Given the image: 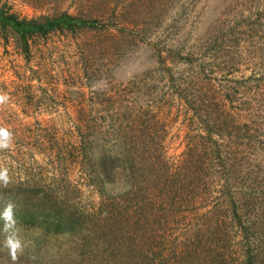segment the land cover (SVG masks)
Here are the masks:
<instances>
[{
	"label": "rangeland",
	"instance_id": "obj_1",
	"mask_svg": "<svg viewBox=\"0 0 264 264\" xmlns=\"http://www.w3.org/2000/svg\"><path fill=\"white\" fill-rule=\"evenodd\" d=\"M1 8L21 19L41 21L68 11L96 20L98 28L35 36L27 50L9 32L0 30V96L6 97L0 101V128L11 136L10 146L0 149V169L7 170L0 184L42 181L51 194L45 200L47 210L67 198L71 207L83 213L97 212L122 189V181L114 188L108 183L96 185L100 182L96 174L109 165V157L119 154L116 171L125 178L130 176L122 170L131 172L129 167L134 170L135 162L140 163L139 158L124 162L121 154L127 145L155 151L162 172L165 163L173 168L181 161L188 146L198 143L206 150L211 146L195 110L203 81L218 93V100H226V107L216 114L221 115L223 126L212 137L222 141L216 148L227 153L230 161L223 167L219 164L216 173L244 180V193L242 198L235 194L237 181L222 188V180L206 192L212 172L204 176L207 171L203 169L196 187H190L184 197L192 193L189 211L199 215L225 204L222 218L231 224L221 244L225 261L244 264L247 252H255L258 264H264V0H0ZM142 51L150 54V63H144ZM136 77L150 97L140 87L128 86ZM197 79L194 85L180 88L179 83ZM138 92L143 97L135 98ZM181 94L188 95V100ZM121 98L143 101L137 109L149 111L147 128L127 127L135 143L128 133L122 140L117 136L120 127L126 129L116 115ZM147 102L158 108L152 112ZM221 132H225L224 140ZM84 134L96 147L87 156L80 147ZM200 156L214 167L217 164L207 159L211 152ZM86 157L93 159L86 161ZM123 163L126 168L122 169ZM234 163L236 174L229 166ZM55 194L60 198L55 200ZM26 204L25 208L34 209ZM235 209L242 216L241 225ZM115 222L113 218L110 224ZM23 223H18L19 228L14 224L1 229L0 247L13 249L12 253L0 249V264H57L61 257H67L65 264H74L69 259L79 247L108 249L105 254L109 255L116 244L107 236L97 247L82 239L41 236L37 227L23 228ZM182 230L173 234L178 243L184 239ZM30 244L41 246V252L25 254ZM117 253L119 264L145 263L140 251L134 260L127 251ZM202 261L210 262L209 254Z\"/></svg>",
	"mask_w": 264,
	"mask_h": 264
},
{
	"label": "trees",
	"instance_id": "obj_2",
	"mask_svg": "<svg viewBox=\"0 0 264 264\" xmlns=\"http://www.w3.org/2000/svg\"><path fill=\"white\" fill-rule=\"evenodd\" d=\"M148 7H151V5H148ZM97 23L94 19H86L82 14L74 15L68 11L52 17L48 16L41 21L37 19H21L16 14L7 13L4 8L0 9V30L3 33L9 32L15 38L17 45L24 48V50L28 49L29 40L35 36L46 38L48 34L57 31L76 33L78 30L98 28ZM137 78L132 79L128 86L140 87L142 91L144 84L138 82ZM199 79L201 80V78ZM199 79L183 81L179 83L180 88L185 85H194V83L200 81ZM207 86L209 84H203V81L200 83L199 90L203 92L202 96H199L198 106L195 109L200 114V124L207 131V138H210L207 142H210L211 146L207 150L205 148L201 149L198 143L188 146L186 156L176 163L173 168H169L167 163H165L164 168L166 171L162 172L159 168L163 166L154 156L155 151L148 147L135 149L133 145L130 147L127 145L128 149H125L124 153L121 154L124 157V162H127L128 159L136 160L139 158L140 163L138 165L135 162L134 167L136 166V168L134 170L133 167H129L132 170L131 172L126 171L125 163L120 165L119 167L122 166V169L126 168L125 170L121 169L123 173L130 176L125 178L119 176V172L116 171L118 164H116L115 158L117 156L120 157L119 154L116 153L113 157H109V165L99 173H95L100 181L96 185L100 184L105 187V184L108 183L110 187L114 188L122 181V189H119L118 195H111L104 202L106 208L100 206L95 213H83L71 207V200L67 198L59 199L55 205H49V210H47L45 200L49 196L50 190H46V188L49 189V186L44 185L42 181L31 179L26 183L17 185L2 182L0 184V231L2 228L4 229L5 225L13 226L15 224L19 228L20 224L18 223L23 221V228L27 225L29 228L32 226L37 227V231L41 236L54 234L57 237H68L70 240L82 239L87 242H93L92 245L96 247L101 245L103 238L106 236L108 241L111 239V241L114 240L116 242L109 255L105 254L109 251L108 249L104 251L85 250V248L83 250L80 247L75 249V251L79 252L69 259L74 264H119L118 258L114 254L117 252V254H122L121 252L126 251L128 256L134 255L132 260H134L135 255L137 256V252L140 251L144 256L145 263L143 264H230L225 261V256L221 251H225L221 244L225 241V238H228L225 231L227 227L231 226L227 220L222 218V214L226 213L222 209L225 204H219L211 212L206 211V213L199 215L197 211H189V205L193 204L192 197H190L192 193L184 197L190 187H196L195 183L198 179L199 171L201 172L203 169L207 171L204 176L212 172L208 175L210 178L207 181L206 192H208V187L212 189L211 184L222 180L224 185L222 188L226 189L231 186V182L235 183L237 181L236 186L239 187L235 194L242 198L244 193V180L240 182V178L236 180L227 179L226 177L221 178L216 173L219 169V164L223 167L226 162L230 161L227 153L224 154L219 148H216L221 147L222 141H215L214 137H212L213 131L223 126L221 115L219 114L217 117L216 114L226 107V100H218V93L210 91ZM182 91L184 92V89ZM134 96L135 98L143 97L140 93L139 97L135 94ZM148 96L150 97L151 95ZM180 97L183 100H188V95L181 94ZM226 97L231 99L229 95ZM119 101L120 113L116 115L120 124L126 123V129L120 127L122 132L117 133L119 139L121 138L122 140L126 138L124 134L127 133L129 138H131L130 132L127 130V127H130L129 125L147 128L149 111L146 110L140 113L137 107H142L143 101L138 99L126 100L121 98ZM145 106L152 112L154 108H158L154 103L151 105L150 102H147ZM226 117L225 115L223 117L225 124L228 122ZM141 135L146 136L144 133H141ZM220 136L224 140L225 132H221ZM82 138L80 139L81 151L87 156L89 152L96 148L92 147L95 142L93 144L89 143L85 134L82 135ZM151 140L149 139L146 145H149ZM102 141L104 140L102 139ZM130 142H134V138H131ZM96 152L100 156V152ZM96 152H94V157H97L95 156ZM208 152H211L212 156L206 157L210 161L215 160L217 162L215 167L211 163H207L208 161L202 160L200 156L206 155ZM101 156L105 158L103 152ZM142 157H145V159ZM90 159L93 158L86 157V161H90ZM101 160V158L98 159V161ZM236 163L229 165L230 171L234 170V174H236L238 169ZM107 177L109 178L108 180H106ZM57 198H60V196L58 197L55 194V200ZM26 202L30 203L29 206L34 209L25 208L28 206ZM41 209H46V211L43 212ZM239 215L237 209H235L234 216L237 218L239 225H241L243 221L242 216ZM113 218H116V222L111 225L110 221ZM192 221L195 224H191ZM179 230L184 231V239L179 241L180 243L173 239V234ZM43 231L45 234H41ZM84 245L87 244L84 243ZM117 246L120 249L115 251L114 248ZM25 247L23 251L25 254L33 252L37 255L36 251L41 252L42 250L41 246L38 247L33 244ZM0 249L12 253L13 248L10 245H5L0 247ZM251 253L247 252L244 264H258L257 254L255 252ZM208 254L211 261L203 262L202 259ZM66 258L61 257L60 261L57 260V264L62 262L65 264ZM139 262L141 263V261Z\"/></svg>",
	"mask_w": 264,
	"mask_h": 264
},
{
	"label": "clouds",
	"instance_id": "obj_3",
	"mask_svg": "<svg viewBox=\"0 0 264 264\" xmlns=\"http://www.w3.org/2000/svg\"><path fill=\"white\" fill-rule=\"evenodd\" d=\"M139 55L141 56L145 64L150 63L149 61L150 54L147 51H142L139 53ZM4 99H6V97L0 96V101H3ZM10 143H11L10 133L4 128H0V149H7L10 146ZM6 171H7L6 169H0V180H2L3 177L6 176Z\"/></svg>",
	"mask_w": 264,
	"mask_h": 264
}]
</instances>
